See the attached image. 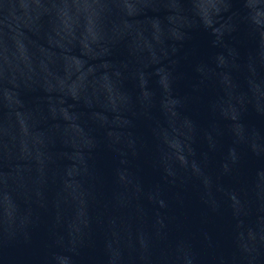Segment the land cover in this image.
Segmentation results:
<instances>
[{"label": "water", "instance_id": "95a60500", "mask_svg": "<svg viewBox=\"0 0 264 264\" xmlns=\"http://www.w3.org/2000/svg\"><path fill=\"white\" fill-rule=\"evenodd\" d=\"M0 264H264V0H0Z\"/></svg>", "mask_w": 264, "mask_h": 264}]
</instances>
